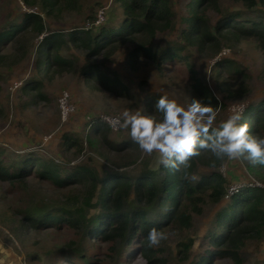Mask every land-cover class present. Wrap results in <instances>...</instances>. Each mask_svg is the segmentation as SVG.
I'll list each match as a JSON object with an SVG mask.
<instances>
[{"label": "trees", "instance_id": "trees-1", "mask_svg": "<svg viewBox=\"0 0 264 264\" xmlns=\"http://www.w3.org/2000/svg\"><path fill=\"white\" fill-rule=\"evenodd\" d=\"M32 11L23 14L22 21L11 24L0 31V45L6 41H21L27 33L43 35L37 46V70L42 75L53 77L74 68V63L63 54L64 47L72 44L91 56L112 55L121 46L134 43L130 51L133 57L144 56L158 68L168 61L187 64L190 72L191 101L201 99L219 109L223 103L218 99L214 89L199 77L190 54L185 53L188 46H196L201 52L207 51V42L219 49L222 38H254L264 52V19L245 18L240 12L228 14L218 20L213 29L206 18L207 7L215 6L217 0H187L182 7L184 12H177L175 0H118L124 9L125 18L119 27L102 26L98 33L91 29H72L66 35L62 31L46 32L42 12L47 14L61 13L66 8H74L78 0H21ZM256 11L264 7V0H241ZM34 8L40 9L36 10ZM185 23L182 38L186 44L171 43L156 50L155 41L160 33L173 28L177 16ZM20 47V46H19ZM21 48V47H20ZM217 86L228 98L243 95L246 87L240 83L237 88L234 82L242 77V70L232 60L222 59L217 62ZM81 74L87 84H93L101 91H116L127 95L128 89L118 76H112L95 63L82 66ZM40 81L29 82L25 87L37 89ZM24 87V88H25ZM159 95L146 98L144 104L147 113L160 119L162 114L154 108ZM247 123L249 133L256 138L264 137V98L257 103L247 105L239 123ZM112 128L101 117L94 118L91 131L87 133L90 149L100 157L117 167L124 168L133 162V157L141 149L131 139L116 141L111 136ZM114 131V130H113ZM118 131V130H116ZM115 131V132H116ZM63 146L83 153L84 144L78 137L63 134ZM0 151V178L11 184L26 183L28 177H35L40 183H46L58 190L70 201L73 208L44 207L40 210L27 208L22 210L21 225L32 231L46 229L67 230L72 236L68 243L58 251L69 264H99V258L90 256L88 246L101 240L109 244L110 253L117 251L120 244L130 253L140 250L149 264L166 260L157 257L158 248L148 246L147 233L150 228L166 233L169 228L184 230L192 226V214L189 207L200 213L199 204L205 202V196L213 202H221L225 197L229 181L219 171L222 162L227 158H217L209 151L200 150L191 156L179 170H174L159 163L157 169L144 166L137 176L128 172L99 170L93 164L95 158L89 156L79 165L65 167L58 162L45 158L41 154L24 157L18 168L7 165ZM248 161V160H247ZM14 168V170H13ZM200 168L209 171L198 179L193 175ZM247 169L252 173H263L264 166L247 162ZM16 170V171H15ZM69 189H82L81 196L65 193ZM96 198V202H94ZM82 199L80 205L79 200ZM130 200H137L141 205L129 209ZM97 207L98 213L89 215L88 208ZM153 209L154 216L149 218ZM264 232V188L244 185L217 214L214 228L207 233L208 248L199 256L195 264H209L212 257L220 255L229 258L234 264H241V250L247 241L261 236ZM139 241V248L135 242ZM193 241L182 242L184 256L187 257ZM95 251V248H92ZM110 256V255H108ZM32 255L31 259H36ZM123 253L119 254L122 260ZM94 262V263H93ZM256 264H264V260Z\"/></svg>", "mask_w": 264, "mask_h": 264}, {"label": "rangeland", "instance_id": "rangeland-1", "mask_svg": "<svg viewBox=\"0 0 264 264\" xmlns=\"http://www.w3.org/2000/svg\"><path fill=\"white\" fill-rule=\"evenodd\" d=\"M175 1L177 12H184L182 7L187 0ZM100 10H104L105 20L100 25H92ZM28 11L32 9L26 7L21 0H0V31L22 21L23 14ZM238 12L245 18L264 19V7L251 11L241 0H217L215 6L207 7L206 18L214 29L222 17ZM42 15L46 25L45 34L50 31H62L66 35L72 29H91L96 34L102 26L119 27L125 18L124 9L118 0H78L74 8L68 7L61 13L42 12ZM185 26L178 14L173 28L157 36L154 46L156 50L160 51L171 43L186 44L181 34ZM43 35L30 32L19 42L6 41L0 45V151H3L1 157L4 162L18 168L24 157L41 154L70 167L79 165L89 156H93V165L99 170L126 171L135 177L146 165L149 169H157L160 156L155 151L149 154L141 150L133 157V162L124 168L107 162L90 149L87 133L91 131L94 118L116 116L124 110H140L143 114L151 115L147 113L144 101L152 95H167L185 106L191 103L188 65L168 61L163 65V69H160L144 56H131L130 51L134 49V43L121 46L112 55L98 57L67 44L63 54L73 61L75 67L49 77L37 70V46ZM206 48L207 53L199 51L196 46L187 45L185 53L190 54V64H193L199 77L214 89L223 103L222 107L215 109L214 125H218L231 114L232 108L243 106L244 110L247 105L264 98V52L254 38L238 41L222 38L219 49H215L211 42H207ZM222 59L232 60L242 70V77L234 82L235 88L240 83L246 87L245 93L240 97L228 98L225 93L216 89V65ZM90 62L102 67L110 75L118 76L129 93L121 95L116 91H101L95 89L93 84H87L81 74V68ZM35 80L40 81L37 89L30 90L25 87L27 83ZM64 93L69 95L72 109L66 121L62 119L59 102L61 94ZM113 130L111 136L116 141L131 139L128 129ZM63 134L78 137L84 144L83 153L79 154L74 149L64 147ZM247 162L243 157L231 160L226 158L219 171L229 181L230 186L252 179L264 185V171L258 174L250 172ZM207 171L209 169L200 168L193 178L198 179ZM64 192H71L78 197L82 195V189H69ZM204 199L205 202L199 204L200 213L195 212L192 206L189 207L193 218L190 228H169L166 231V239L154 246L158 248L157 257L166 260L157 261L155 264H195L199 256L206 251L209 247L207 233L214 228L216 214L230 199L224 197L218 203L211 201L208 195ZM76 201L78 199L70 201L59 190L56 192L54 188L40 183L35 177H28L26 183L16 184L0 178V264H69L58 251L65 248L64 245L72 236L71 232L53 228L32 231L21 225V212L27 208H73L75 205L71 203ZM81 202L82 199L77 205ZM129 203V209L138 205L144 206L137 200H130ZM99 211L100 209L94 206L88 208L87 213L93 215ZM153 216V209H150L149 218ZM190 240L193 245L189 255L185 257V252L180 251L183 248L181 243ZM139 245L137 241L134 247L139 248ZM87 248L90 256L101 260L99 264H149L139 249L129 253L122 244L112 253L109 251V244L100 239L92 242ZM92 248H95V251ZM120 253H123L122 260L119 259ZM32 255L37 258L32 260ZM241 256V264H256L264 260V232L261 236L247 241L241 250ZM212 260L209 264H234L229 258L220 255L213 256Z\"/></svg>", "mask_w": 264, "mask_h": 264}, {"label": "clouds", "instance_id": "clouds-1", "mask_svg": "<svg viewBox=\"0 0 264 264\" xmlns=\"http://www.w3.org/2000/svg\"><path fill=\"white\" fill-rule=\"evenodd\" d=\"M66 97L67 93L60 100L62 108ZM154 108L162 114L160 119L140 110H124L119 115H105L101 119L114 130L128 129L131 140L142 151L159 153L160 163L170 169L179 170L200 150L209 151L217 158L231 160L243 157L254 165L264 166V137H254L249 133L246 122L239 123L243 117V106L232 108L231 114L218 125H214L216 110L201 99L193 98L185 106L174 98L161 95ZM257 186L264 185L257 182ZM166 235L156 227L150 228L148 246L159 244Z\"/></svg>", "mask_w": 264, "mask_h": 264}, {"label": "built area", "instance_id": "built-area-1", "mask_svg": "<svg viewBox=\"0 0 264 264\" xmlns=\"http://www.w3.org/2000/svg\"><path fill=\"white\" fill-rule=\"evenodd\" d=\"M104 20H105V12H104V10H100L98 12L97 16H96L95 21L92 23V25H94V24L100 25L101 23H103ZM221 54H223V51H222ZM64 96H65V93L61 94L59 102H60L61 98L64 97ZM60 107H61V104H60ZM65 109H67V111ZM71 110L72 109H71V106H70V103H69V95L67 94V97L65 99V105H64L63 108L61 107V114H62L63 121H66L68 119L70 112H72ZM259 184L262 185L261 183H259ZM244 185H247V186H250V187L264 188L263 186H257V181H255V179H252L249 182H243V183H239V184L238 183H234L231 186L229 185L227 193L225 195V198L226 199H230Z\"/></svg>", "mask_w": 264, "mask_h": 264}]
</instances>
